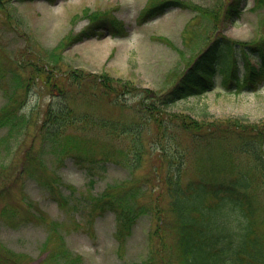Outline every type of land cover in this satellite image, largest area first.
Returning a JSON list of instances; mask_svg holds the SVG:
<instances>
[{"label": "rangeland", "instance_id": "374dc122", "mask_svg": "<svg viewBox=\"0 0 264 264\" xmlns=\"http://www.w3.org/2000/svg\"><path fill=\"white\" fill-rule=\"evenodd\" d=\"M157 1L9 0L0 5V107L6 100L5 94H9L11 100H15L16 111L29 117L26 130L10 139L5 135L6 128L0 129V248L13 252L22 264H65L69 257L75 258L78 264H160V260L153 262L158 256L156 250L165 245V254L176 251L171 198L166 187L157 181L160 174L164 176L167 169L175 165V160L156 159L158 152L153 148V129L145 133L144 138L154 152L144 157L140 168L130 172L123 164L107 162L90 176L70 157L63 161L57 159L47 146L39 145L36 134L47 103L52 100L56 89L67 86L64 81L71 71L89 72L91 76L108 75L117 80V88L125 84L134 90L143 88L159 94L170 88L212 36L224 34L240 41L264 38V3L257 0H242V10L232 22L221 19L214 24L211 15L179 5L162 6L153 16L140 21L141 11L146 5ZM184 1L206 11L212 9L221 13L229 0ZM94 12L121 20L126 28L125 35L114 36L103 29L101 34L82 41L63 42L64 46L57 49L69 35L82 30L88 23V15ZM52 52L60 55L58 71L53 69L54 78L36 70V67L48 66ZM16 72L20 75L21 86L13 81ZM214 83L213 88L182 98L167 110L199 118L206 111L209 118L234 119L248 126L264 122V82L254 90L235 93L222 92L217 75ZM120 89L124 90V87ZM68 90L71 100L74 98L71 104L77 111L127 121L135 115L134 107L139 96L130 92L122 91L119 102L115 103L113 94L95 100L88 93L83 97L73 96V86ZM121 101L123 105H120ZM73 132L82 133L79 130ZM175 133L182 145L179 148L185 152L184 163L180 167L182 184L190 179H203L202 176L207 174L212 180L221 171L218 165L223 157L232 164L227 170L232 172L222 173L228 179L239 172H246L253 178L249 193H253L255 216L258 219L263 216L264 190L260 192L258 187L260 172L256 164L259 161L254 156L238 151L221 157L217 147L205 149L185 133ZM164 141L172 149L173 146L178 147L171 138ZM31 143L41 151L40 163L45 168L16 172ZM226 146L233 149L230 143ZM89 149L99 153L98 145ZM30 165L38 166V159ZM55 175L62 183L59 185L60 197L64 201L61 199L60 205L44 185ZM145 177L149 181L142 183ZM123 184L138 185V190L144 195L141 200L152 205L158 203L162 222L160 225L156 212L152 214L149 210L119 241L114 214L91 211L87 205L92 195ZM206 200L213 201L210 196ZM226 218L235 224L239 216L230 211ZM257 226L262 232L259 221ZM162 228L163 237L153 234L151 238L153 231ZM62 249L67 250L66 253ZM76 255L79 259L74 257Z\"/></svg>", "mask_w": 264, "mask_h": 264}, {"label": "trees", "instance_id": "16d2710c", "mask_svg": "<svg viewBox=\"0 0 264 264\" xmlns=\"http://www.w3.org/2000/svg\"><path fill=\"white\" fill-rule=\"evenodd\" d=\"M7 1L9 0H0V5ZM257 1L264 3V0ZM241 2L242 0H229L225 9L219 13L220 11L213 12L212 9L206 11L184 0H159L146 5L141 11L140 21L153 16L162 6L164 8L179 5L211 15L214 24L221 22V19L224 22H232L242 10ZM101 15L98 12L90 13L86 26L79 32L69 35L57 49L66 43L82 41L101 34L103 29L114 36L125 35L126 28L121 20L111 15ZM59 56V52H52L50 58L52 60L48 66L36 67V70L54 78L53 69L58 71ZM81 72L82 74L76 70L71 71L64 81L67 86L56 89L57 92L52 100L47 103L36 130L39 145L47 146L50 153L62 161L70 157L74 164L81 166L89 176L94 175L97 169L107 162L123 164L133 172L140 168L145 156L149 157L154 152L144 138V134L153 129L151 133L156 147L153 148L158 152L156 159L167 158L169 162L175 160V165L169 167L164 176L160 174L157 181L166 187L171 198V209L175 215L172 228L176 234L175 245H177L176 251L170 255L164 253L165 245H163L155 251L158 256L153 262L158 263L160 260V264H264V213L261 220L255 216L256 209L251 198L253 193H249L253 178L246 172H239L229 179L222 174L232 172L227 171L231 169L229 168L232 165L231 161H225L222 155L238 151L250 153L256 161H259L256 164L260 172V178L257 175L258 187L260 192L264 190V122L252 123L248 126L234 119L209 118L206 111L199 118L185 112L167 110L168 106L182 98L213 88L216 75L224 93L256 89L264 82V38L240 41L230 39L224 34L212 36L199 53L189 61L170 88L159 94L143 88L134 90L133 87L128 88L125 84L121 85L124 87L123 90L119 86L117 88L115 86L117 80H113L108 75L91 76L89 72ZM13 75V81L21 86L19 73ZM83 76L87 79L86 82L82 79ZM54 85L57 87L56 83ZM69 86H73L75 97L76 95L83 97L88 93L91 99L97 100L113 94L115 103L119 102L118 97L122 91L138 95L135 107L133 105L135 115L127 121L77 111L71 104L74 98L71 100ZM5 96L6 100L0 107V129L6 128L5 135L10 139L14 134L26 130L29 117L18 113L14 108L15 100H11L9 94ZM120 105H123L122 101ZM77 130L82 133L73 132ZM176 131L185 133L193 142L205 149L210 146L218 148L222 157L218 165L221 171L212 180L208 179L207 174L202 176L203 179L197 181L190 179L182 184L180 167L184 163L185 152L179 148L182 145L175 135ZM170 138L178 147L173 146L172 149L166 146L164 140ZM227 143H230L233 149H228ZM93 145H98V154L89 149ZM40 154L41 151L35 149L31 143L16 172L43 170L45 166L40 163ZM37 159L38 166L30 165ZM171 170H174V173ZM5 173L6 171L3 174ZM144 181H149V178L145 177L142 183ZM61 184L56 175L51 176L44 184L59 205L60 200L63 199L60 197ZM141 192L136 184L110 186L92 195L87 206L91 211L99 210L102 213L110 211L114 214L116 237L120 241L130 233L137 219L149 210L152 214L156 212L159 224L162 222V215L158 214L159 204L152 205L141 200V196H144ZM208 196L212 197V202L206 200ZM230 211L238 213L239 219L235 224L226 218ZM258 221L262 225V232L258 230ZM156 231L150 234L151 238L155 234L158 238L164 236V228L154 233ZM62 250L63 253L67 251ZM74 257L79 259L78 255ZM76 261L75 258L69 257V262L65 264H78ZM0 264L22 263L13 252L1 247Z\"/></svg>", "mask_w": 264, "mask_h": 264}]
</instances>
